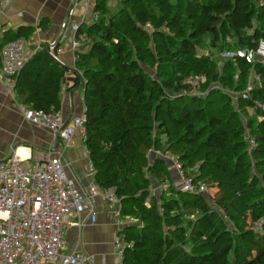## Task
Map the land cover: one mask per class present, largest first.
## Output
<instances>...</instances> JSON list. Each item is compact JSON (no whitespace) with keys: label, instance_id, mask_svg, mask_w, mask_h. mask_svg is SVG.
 Here are the masks:
<instances>
[{"label":"trees","instance_id":"obj_1","mask_svg":"<svg viewBox=\"0 0 264 264\" xmlns=\"http://www.w3.org/2000/svg\"><path fill=\"white\" fill-rule=\"evenodd\" d=\"M117 1L112 9L96 0L100 19L80 26L90 48L76 63L71 90L83 89L84 143L96 184L115 189L121 215L142 224L124 231L132 246L122 264H264V113L254 103L264 99V65L200 53L205 43L219 56L257 48L264 0ZM33 32L11 31L0 51ZM253 70L260 75L253 100L235 102L227 92L243 93ZM68 71L44 45L17 78V102L61 111ZM200 76L204 97L188 84ZM168 154L214 192L181 191ZM154 181L162 186L158 197Z\"/></svg>","mask_w":264,"mask_h":264},{"label":"built area","instance_id":"obj_2","mask_svg":"<svg viewBox=\"0 0 264 264\" xmlns=\"http://www.w3.org/2000/svg\"><path fill=\"white\" fill-rule=\"evenodd\" d=\"M88 1L94 4L90 23L93 24L101 15L95 9L96 0ZM2 7L3 3L0 4V12ZM61 28L63 32L72 33L70 50L73 60L77 63L90 39L80 32V24L64 22ZM47 46L53 59L64 66L61 55L65 49L59 40L51 41ZM228 54L229 57L238 55L249 64L258 62L264 65V41L255 49H241L237 53ZM29 58L24 38L7 43L0 51L2 81L23 117L32 125L55 136L59 135L66 143H69L77 132L85 139V108L80 116L75 117L71 124L66 126L61 111H32L17 102V78ZM205 81V76H200L191 79L188 84L197 88ZM259 81L260 75L253 70L248 87L238 98L253 100L252 92ZM254 103L264 113V99L254 100ZM252 145L255 146V141H252ZM85 149L88 153L86 145ZM165 158L172 163L171 168L180 178L176 186L181 191L196 195L209 192L206 183L195 180L194 175L186 174L175 156L168 154ZM90 169L95 175L92 165ZM197 170L198 167L193 172L197 173ZM98 196L104 197L112 206L117 207L113 245L118 257L117 264H122L126 249L132 246L124 231L132 226L141 228L142 224L134 216L121 215V202L115 189H101L94 182L90 185L89 197ZM87 197L79 190L76 182L68 177L62 155L42 152L35 156L32 163H27L15 155L8 161L0 162V264H83V253H64L67 244L64 230L71 219L80 217L85 212ZM97 219L98 214L92 212L91 222L96 223Z\"/></svg>","mask_w":264,"mask_h":264},{"label":"crops","instance_id":"obj_3","mask_svg":"<svg viewBox=\"0 0 264 264\" xmlns=\"http://www.w3.org/2000/svg\"><path fill=\"white\" fill-rule=\"evenodd\" d=\"M1 3L0 45L5 41V35H10L11 31L17 33L23 27L34 28L33 35L26 40L29 57L54 40H59L65 49L61 60L69 71L63 80L61 112L66 126L70 125L83 112V89L77 87L71 90L77 77L76 62L70 50L72 33L63 32L61 25L64 22L77 23L80 26L90 24L94 4L88 0H2ZM89 48L88 43L83 54ZM42 152L62 155L68 177L88 196L85 212L80 217L71 219L64 230L67 243L64 253H83V264H117L118 257L113 245L117 207L112 206L102 196L89 197L90 185L95 182V175L91 173V162L84 138L77 132L66 143L62 139L58 141L51 132L32 125L8 95L0 75V162L8 161L16 155L27 163H32L35 156ZM92 212L98 214L96 223L90 220Z\"/></svg>","mask_w":264,"mask_h":264},{"label":"rangeland","instance_id":"obj_4","mask_svg":"<svg viewBox=\"0 0 264 264\" xmlns=\"http://www.w3.org/2000/svg\"><path fill=\"white\" fill-rule=\"evenodd\" d=\"M117 4H118V1H117V0H108V5H109L112 9H115V7L117 6ZM210 50H211L213 53L216 54L215 57H216V58L218 57L219 60H223V59H225V58H229V54H228V53H225V54H223L222 56H219L218 51H217L215 48H210V45H209L208 43H205V44H204V46L202 47L200 53H201V52L209 53ZM205 82H206V81H205ZM205 82H204V83H205ZM204 83H201L197 88H192V89H191V90H192V94H193V95H199V96H203V97H204V96L206 95V92H204V91L200 88V86H201L202 84H204ZM213 87H217V85H215V86H213ZM226 92H227V91H226ZM227 93H228V94L234 99L235 102H238V95H240L239 92L228 91ZM238 107H239V106H238ZM248 112H249V116H251V117H252V116H256V115H255L256 112H255L254 109H248ZM242 117H243V116H242ZM244 120H245V119H244ZM160 121L163 122V128L166 130L167 135L172 134L173 129L171 128V126H170L167 122H165V120H164L163 117L160 118ZM246 140H247V142L249 143V148H250V149L253 148V147H252V146H253V145H252V141H254V139H253L250 135H248L247 138H246ZM156 154H159V153H154V152H152V157L155 156ZM167 164H168V166H169L170 174H171V176H172L174 182H175L176 184H178V183L180 182V178H179L177 172H176L174 169L171 168L172 163H171L169 160L167 161ZM195 169H196V166L194 167L193 170H195ZM163 188H164V187H163ZM152 191H153V193L155 194V196L158 197V196L161 194L162 186H159V184H158L156 181H154ZM212 192H214V190H212V189L209 188V194L212 193Z\"/></svg>","mask_w":264,"mask_h":264},{"label":"water","instance_id":"obj_5","mask_svg":"<svg viewBox=\"0 0 264 264\" xmlns=\"http://www.w3.org/2000/svg\"><path fill=\"white\" fill-rule=\"evenodd\" d=\"M72 97H73V95H72ZM56 138L58 139V141L60 140V136L59 135H57Z\"/></svg>","mask_w":264,"mask_h":264}]
</instances>
